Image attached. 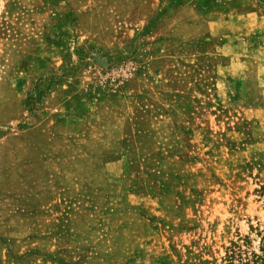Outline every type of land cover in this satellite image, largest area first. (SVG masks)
<instances>
[{
    "label": "rangeland",
    "instance_id": "rangeland-1",
    "mask_svg": "<svg viewBox=\"0 0 264 264\" xmlns=\"http://www.w3.org/2000/svg\"><path fill=\"white\" fill-rule=\"evenodd\" d=\"M180 3L0 0V264L264 258V32Z\"/></svg>",
    "mask_w": 264,
    "mask_h": 264
},
{
    "label": "crops",
    "instance_id": "crops-1",
    "mask_svg": "<svg viewBox=\"0 0 264 264\" xmlns=\"http://www.w3.org/2000/svg\"><path fill=\"white\" fill-rule=\"evenodd\" d=\"M179 1L181 3L178 6H172L168 10V14L171 15L176 10L177 12L185 10H188L189 13L193 12L196 16L204 18L203 23L210 26L211 35L217 36L216 34H221L224 31L228 36L242 33L248 39L252 37L251 34L264 32V16L258 17L254 11L249 12V10L244 14L239 13V9L244 8V0H197L208 1V5L204 6L203 10L196 8L195 0V2L193 0Z\"/></svg>",
    "mask_w": 264,
    "mask_h": 264
},
{
    "label": "trees",
    "instance_id": "trees-1",
    "mask_svg": "<svg viewBox=\"0 0 264 264\" xmlns=\"http://www.w3.org/2000/svg\"><path fill=\"white\" fill-rule=\"evenodd\" d=\"M237 247L234 245V248ZM241 260L240 253L238 252V249H232L230 250V253L226 256L224 260V264H236L235 260ZM244 264H264V258L259 255H252V257H247L244 261Z\"/></svg>",
    "mask_w": 264,
    "mask_h": 264
}]
</instances>
